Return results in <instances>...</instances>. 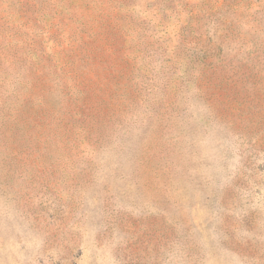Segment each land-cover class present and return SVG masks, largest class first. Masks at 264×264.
<instances>
[{
  "label": "rangeland",
  "instance_id": "374dc122",
  "mask_svg": "<svg viewBox=\"0 0 264 264\" xmlns=\"http://www.w3.org/2000/svg\"><path fill=\"white\" fill-rule=\"evenodd\" d=\"M0 264H264V0H0Z\"/></svg>",
  "mask_w": 264,
  "mask_h": 264
}]
</instances>
